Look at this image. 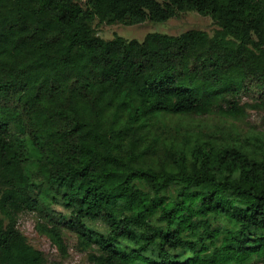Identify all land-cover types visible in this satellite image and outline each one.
I'll list each match as a JSON object with an SVG mask.
<instances>
[{
    "label": "trees",
    "instance_id": "trees-1",
    "mask_svg": "<svg viewBox=\"0 0 264 264\" xmlns=\"http://www.w3.org/2000/svg\"><path fill=\"white\" fill-rule=\"evenodd\" d=\"M190 11L213 35L102 39L94 23ZM243 95L264 110V0H0V264H47L16 227L23 211L62 254V228L74 233L90 264L264 263V142L159 127L165 114L238 117Z\"/></svg>",
    "mask_w": 264,
    "mask_h": 264
},
{
    "label": "rangeland",
    "instance_id": "rangeland-1",
    "mask_svg": "<svg viewBox=\"0 0 264 264\" xmlns=\"http://www.w3.org/2000/svg\"><path fill=\"white\" fill-rule=\"evenodd\" d=\"M97 35L102 39H111L114 35L126 40L141 41L148 33H160L166 35H179L188 30H201L209 36L213 35L217 29L216 25L209 17L201 16L194 11L179 13L176 17L165 23H143L138 25H96ZM239 106L245 105L242 115L238 117H224L217 111L207 115H172L165 114L159 117V127L166 134L186 132L198 138H209L216 144L234 145L245 150L262 152L261 146L256 145L257 139L264 142V110L263 107L250 108L248 105L255 104L251 96H241ZM255 143V144H253ZM144 144H149V137ZM158 154L153 155L151 161L156 165L162 159L160 151L155 148ZM139 189L146 191L142 182L134 183ZM172 191V189H171ZM54 208V207H53ZM56 211L64 213L59 207ZM42 220L35 212L23 211L17 215L16 227L26 238V241L36 250L41 251L47 264H90L87 259V252L77 246L74 233L67 228H62V238L66 247L65 254L52 243L44 234L36 230V224ZM212 229L222 233L227 227V223L222 218H210ZM87 225L96 231L104 232L105 227L99 222H89ZM245 264H264L254 259Z\"/></svg>",
    "mask_w": 264,
    "mask_h": 264
}]
</instances>
